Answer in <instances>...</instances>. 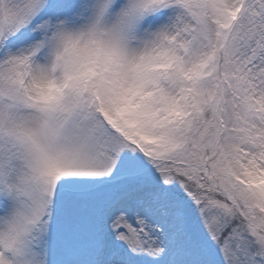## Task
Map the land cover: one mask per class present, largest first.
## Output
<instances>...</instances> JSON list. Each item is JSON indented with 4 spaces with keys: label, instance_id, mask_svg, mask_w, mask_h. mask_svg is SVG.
<instances>
[{
    "label": "snow or ice",
    "instance_id": "1",
    "mask_svg": "<svg viewBox=\"0 0 264 264\" xmlns=\"http://www.w3.org/2000/svg\"><path fill=\"white\" fill-rule=\"evenodd\" d=\"M0 264H264V0H0Z\"/></svg>",
    "mask_w": 264,
    "mask_h": 264
}]
</instances>
